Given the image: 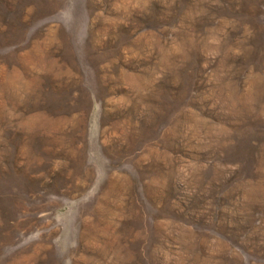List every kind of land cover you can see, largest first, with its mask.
I'll list each match as a JSON object with an SVG mask.
<instances>
[{
    "label": "rangeland",
    "instance_id": "374dc122",
    "mask_svg": "<svg viewBox=\"0 0 264 264\" xmlns=\"http://www.w3.org/2000/svg\"><path fill=\"white\" fill-rule=\"evenodd\" d=\"M0 264H264V0H0Z\"/></svg>",
    "mask_w": 264,
    "mask_h": 264
},
{
    "label": "bare ground",
    "instance_id": "6f19581e",
    "mask_svg": "<svg viewBox=\"0 0 264 264\" xmlns=\"http://www.w3.org/2000/svg\"><path fill=\"white\" fill-rule=\"evenodd\" d=\"M21 84V83H20ZM22 85V84H21ZM20 87V86H19ZM18 89V88H17Z\"/></svg>",
    "mask_w": 264,
    "mask_h": 264
}]
</instances>
